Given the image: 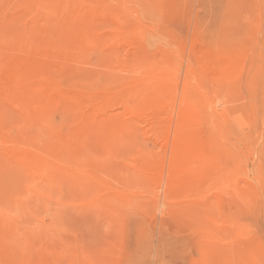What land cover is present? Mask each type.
<instances>
[{"label": "rangeland", "instance_id": "374dc122", "mask_svg": "<svg viewBox=\"0 0 264 264\" xmlns=\"http://www.w3.org/2000/svg\"><path fill=\"white\" fill-rule=\"evenodd\" d=\"M0 264H264V0H0Z\"/></svg>", "mask_w": 264, "mask_h": 264}]
</instances>
